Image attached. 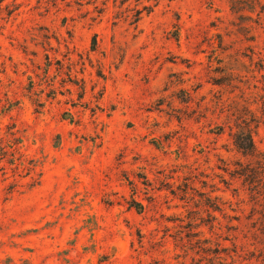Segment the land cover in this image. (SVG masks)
Wrapping results in <instances>:
<instances>
[{"label":"rangeland","instance_id":"rangeland-1","mask_svg":"<svg viewBox=\"0 0 264 264\" xmlns=\"http://www.w3.org/2000/svg\"><path fill=\"white\" fill-rule=\"evenodd\" d=\"M0 264H264V0H0Z\"/></svg>","mask_w":264,"mask_h":264},{"label":"trees","instance_id":"trees-1","mask_svg":"<svg viewBox=\"0 0 264 264\" xmlns=\"http://www.w3.org/2000/svg\"><path fill=\"white\" fill-rule=\"evenodd\" d=\"M235 145L237 146V148L241 149L246 153H251L255 151V144L253 142L251 132L248 130L239 132L237 134V137L235 138ZM239 174L244 176L246 175L247 177H249L250 175L249 173H243V172H239ZM248 180L250 179L248 178ZM220 251H223L221 247H216L213 250V252L215 253H219Z\"/></svg>","mask_w":264,"mask_h":264}]
</instances>
